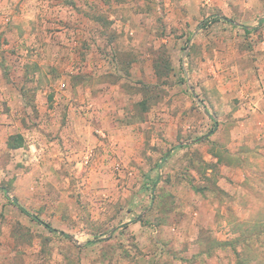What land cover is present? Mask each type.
I'll return each mask as SVG.
<instances>
[{
  "label": "rangeland",
  "instance_id": "374dc122",
  "mask_svg": "<svg viewBox=\"0 0 264 264\" xmlns=\"http://www.w3.org/2000/svg\"><path fill=\"white\" fill-rule=\"evenodd\" d=\"M10 9L0 41L35 37L3 57L0 264H264V144L234 116L264 93V0Z\"/></svg>",
  "mask_w": 264,
  "mask_h": 264
},
{
  "label": "crops",
  "instance_id": "0c3cea01",
  "mask_svg": "<svg viewBox=\"0 0 264 264\" xmlns=\"http://www.w3.org/2000/svg\"><path fill=\"white\" fill-rule=\"evenodd\" d=\"M54 1V2H60L61 0H29V3L32 5H48L49 2ZM63 1V0H62ZM73 2V0H70ZM79 1V0H76ZM12 4V0H0V13L2 12V10H6V12L10 9V5ZM47 9V6H46ZM5 12V11H4ZM4 15V14H3ZM2 15V16H3ZM34 15L36 16V14L34 13ZM33 14H28L26 15V18L28 19H33L35 18ZM0 16V17H2ZM9 17H5V19ZM13 36L17 39L16 42L12 43V39L9 41H5L2 40L0 41V131H7L12 129V118H9L12 116V97H15V93H17L15 90H17L15 87H12V81L10 80V78H8L7 76L3 75L2 69L4 67V54H6L7 52H9L10 49H12V51H16L18 53H27L29 50L28 48H25L23 46L24 41L28 42L32 36V38H34L35 36H33V34H26L24 36V38L28 39H18L19 38V33H11V36ZM21 60L24 61V58H22ZM22 61V62H23ZM259 84V83H258ZM245 104L248 106V108H245L244 106H241L237 112L234 114V116H240V115H244L246 111H248L250 113V119L248 120V132L255 133L254 139L258 140V142L260 143V141L264 144V93H262V91L256 92L255 94L251 95L250 98H246L245 99ZM8 106H11V108H9ZM6 107V108H5ZM74 113V112H73ZM73 113H71V115L73 116ZM245 126V122L242 123ZM253 138V135L251 136ZM243 137H240V139ZM252 149L249 152L250 157L256 159L255 162H262L264 161V145L262 148L257 149L255 144L251 145ZM232 170H234L233 168H231ZM245 176V175H244ZM245 178V177H243ZM253 195L252 192L250 191V196ZM255 197V199H257V195L254 194L253 195ZM217 206V205H215ZM233 208H240V205L235 204V206H232ZM215 208V207H214ZM213 208V209H214ZM221 213L223 215L228 214V208L224 209L221 211ZM225 223L227 224L228 222L225 221ZM219 234H223L222 232H218ZM226 235H223L222 238H224ZM221 238V237H220Z\"/></svg>",
  "mask_w": 264,
  "mask_h": 264
},
{
  "label": "trees",
  "instance_id": "16d2710c",
  "mask_svg": "<svg viewBox=\"0 0 264 264\" xmlns=\"http://www.w3.org/2000/svg\"><path fill=\"white\" fill-rule=\"evenodd\" d=\"M213 18H216V16L215 17H213ZM17 139H22V137L21 136H18L17 137ZM18 143V145L20 146V144H21V142L20 141H17ZM1 189H3V190H5L4 188H1ZM6 191V190H5ZM15 205H17L18 207H19V209L23 212V213H25V214H27L29 217H31L33 220H36V221H38V222H40V223H42V224H45L48 228H52L49 224H46V223H44L39 217H37L36 215H33L32 213H30L25 207H23V206H21V205H19V203H18V201H15V202H13Z\"/></svg>",
  "mask_w": 264,
  "mask_h": 264
},
{
  "label": "built area",
  "instance_id": "2783aa9c",
  "mask_svg": "<svg viewBox=\"0 0 264 264\" xmlns=\"http://www.w3.org/2000/svg\"><path fill=\"white\" fill-rule=\"evenodd\" d=\"M5 21H9V19H8V18H6V19H5ZM63 86H65V84H63ZM98 132L100 133V131H98Z\"/></svg>",
  "mask_w": 264,
  "mask_h": 264
},
{
  "label": "water",
  "instance_id": "95a60500",
  "mask_svg": "<svg viewBox=\"0 0 264 264\" xmlns=\"http://www.w3.org/2000/svg\"><path fill=\"white\" fill-rule=\"evenodd\" d=\"M12 200L15 202V201H17V198L13 197Z\"/></svg>",
  "mask_w": 264,
  "mask_h": 264
}]
</instances>
